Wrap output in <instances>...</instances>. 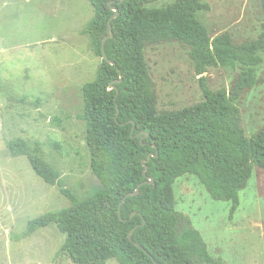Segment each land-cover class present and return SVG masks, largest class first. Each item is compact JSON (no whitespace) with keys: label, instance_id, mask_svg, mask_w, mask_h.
Segmentation results:
<instances>
[{"label":"trees","instance_id":"16d2710c","mask_svg":"<svg viewBox=\"0 0 264 264\" xmlns=\"http://www.w3.org/2000/svg\"><path fill=\"white\" fill-rule=\"evenodd\" d=\"M121 1L88 0L94 15L81 31L102 59L96 78L82 87L80 115L101 189L79 198L65 187L40 143L6 141L10 156L27 157L34 172L71 202L67 209L30 220L14 240L55 224L65 235L60 252L72 264H224L211 256L190 218L176 210L173 185L195 176L214 200L230 202L235 213L254 167L264 170V128L248 138L240 111L243 95L260 83L264 32L241 44L228 32L212 39L196 16L209 10L199 0H175L163 8L152 7L162 0ZM109 21L113 37L105 43L103 59ZM172 43L188 49L199 76L208 68L238 70L231 88L213 91L201 77L200 103L159 112L145 50Z\"/></svg>","mask_w":264,"mask_h":264},{"label":"rangeland","instance_id":"374dc122","mask_svg":"<svg viewBox=\"0 0 264 264\" xmlns=\"http://www.w3.org/2000/svg\"><path fill=\"white\" fill-rule=\"evenodd\" d=\"M199 1L209 10L198 12L197 19L212 39L228 32L241 44L264 32L262 0ZM93 15L88 0H0V264H72L60 252L65 235L55 224L14 240L30 220L67 209L71 202L34 172L27 157L10 156L6 141L21 138L31 147L40 143L65 187L79 198L101 189L80 118L82 87L96 78L102 62L81 34ZM262 58L260 83L240 104L248 138L264 128V52ZM145 60L159 112L200 103L201 77L217 91L229 90L238 74L218 67L199 76L188 49L178 43L147 47ZM173 190L176 210L190 218L212 257L224 264H264V170L254 167L235 213L230 202L214 200L195 176L180 178Z\"/></svg>","mask_w":264,"mask_h":264},{"label":"water","instance_id":"95a60500","mask_svg":"<svg viewBox=\"0 0 264 264\" xmlns=\"http://www.w3.org/2000/svg\"><path fill=\"white\" fill-rule=\"evenodd\" d=\"M125 1H126V0H122L121 2H125ZM112 10H113L114 12L117 13V10H116V9L112 8ZM108 28H109V35H108V36L104 39V41L102 42L103 59H107V56H106V53H105V43H106L107 40H109V39H111V38L113 37V31H112L111 21H109V23H108ZM109 63H110L111 65H115L114 63H112V62H110V61H109ZM121 81H122V80H120L119 82H121ZM118 114H119V109H117L116 120H117V118H118ZM133 133H134V129L132 130V135H133ZM132 137H134V136H132ZM151 157H152V155H150V158H151ZM146 171H147V166L145 167L144 174L146 173ZM149 183H150V184H153V179H150V180H149ZM137 194H138V190H137L135 193L131 194V196H135V195H137ZM132 233H133V231L130 232V234H129V239H130V241H132ZM5 239H6V237H5ZM136 246H137L139 249H141V250L144 251V249H143L141 246H139V245H137V244H136ZM152 260H153V259H152ZM153 261H154L155 264H157V263L155 262V260H153Z\"/></svg>","mask_w":264,"mask_h":264}]
</instances>
